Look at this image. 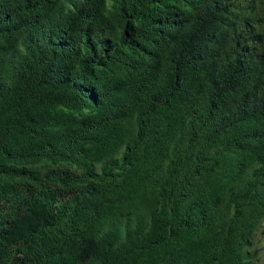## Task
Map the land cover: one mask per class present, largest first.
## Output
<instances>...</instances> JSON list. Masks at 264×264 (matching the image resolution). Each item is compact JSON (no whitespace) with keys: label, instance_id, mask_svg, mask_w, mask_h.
<instances>
[{"label":"trees","instance_id":"obj_1","mask_svg":"<svg viewBox=\"0 0 264 264\" xmlns=\"http://www.w3.org/2000/svg\"><path fill=\"white\" fill-rule=\"evenodd\" d=\"M62 1L0 0V264H254L264 0Z\"/></svg>","mask_w":264,"mask_h":264},{"label":"rangeland","instance_id":"obj_2","mask_svg":"<svg viewBox=\"0 0 264 264\" xmlns=\"http://www.w3.org/2000/svg\"><path fill=\"white\" fill-rule=\"evenodd\" d=\"M71 1L74 0H63L61 2L62 7L64 9L70 7ZM106 5H108V1L106 2ZM100 166L101 164H98L97 169L100 168ZM76 173H79V171L76 170ZM10 203L12 204L13 201H10ZM123 223L124 222L122 220L117 223L120 230L123 227ZM130 225H132V222ZM251 251L253 252L254 256V264H264V219L259 223L257 230L253 235Z\"/></svg>","mask_w":264,"mask_h":264}]
</instances>
